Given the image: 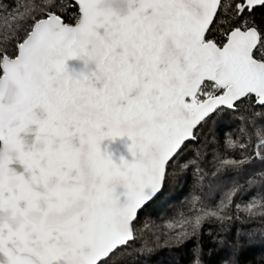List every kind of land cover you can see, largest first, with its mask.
Wrapping results in <instances>:
<instances>
[{
	"label": "snow or ice",
	"instance_id": "6c2138e0",
	"mask_svg": "<svg viewBox=\"0 0 264 264\" xmlns=\"http://www.w3.org/2000/svg\"><path fill=\"white\" fill-rule=\"evenodd\" d=\"M257 8L264 0L0 2V264H123L170 163L226 113L237 127L214 146L217 179L166 242L209 218L264 219V119L244 115L264 109ZM123 137L131 159L101 151ZM241 175L253 191L237 202Z\"/></svg>",
	"mask_w": 264,
	"mask_h": 264
},
{
	"label": "trees",
	"instance_id": "16d2710c",
	"mask_svg": "<svg viewBox=\"0 0 264 264\" xmlns=\"http://www.w3.org/2000/svg\"><path fill=\"white\" fill-rule=\"evenodd\" d=\"M0 2L12 8L19 0ZM255 17L264 25V9L257 8ZM259 113H264V109L249 106L244 115L248 119H264L256 116ZM237 119L236 113L212 117L199 130L198 142H189L170 163L164 192L140 214L137 239L122 255L123 264H264V219L258 216L250 218L241 213L239 219L223 223L209 218L202 222L194 236L181 242H166L165 234L180 231L177 221L191 218L192 197L206 193L209 185L217 179L213 177L216 168L212 163V152L218 142L222 148L230 130L236 131ZM192 160H196V165L185 168L184 165ZM197 165L200 171H197ZM237 179L246 190L237 196V202H240L253 189L248 188L244 175ZM258 185L259 181L255 186L257 192ZM254 198L258 196L249 199ZM232 215L237 214L233 212ZM238 236L241 237L239 243L236 242ZM145 241H149L148 250L141 251Z\"/></svg>",
	"mask_w": 264,
	"mask_h": 264
},
{
	"label": "water",
	"instance_id": "95a60500",
	"mask_svg": "<svg viewBox=\"0 0 264 264\" xmlns=\"http://www.w3.org/2000/svg\"><path fill=\"white\" fill-rule=\"evenodd\" d=\"M68 66L70 69L76 68L79 69L81 67V62L77 60L68 61ZM130 144L127 137H123L117 139L115 141H104L101 144V151L108 152L113 156L114 160H119L120 156H124L126 159H131V156L127 152V145Z\"/></svg>",
	"mask_w": 264,
	"mask_h": 264
}]
</instances>
